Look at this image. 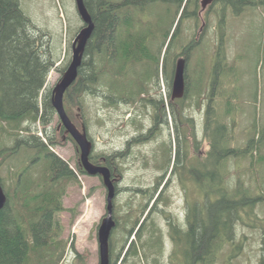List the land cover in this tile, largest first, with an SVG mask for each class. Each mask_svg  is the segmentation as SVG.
<instances>
[{"label": "trees", "instance_id": "trees-1", "mask_svg": "<svg viewBox=\"0 0 264 264\" xmlns=\"http://www.w3.org/2000/svg\"><path fill=\"white\" fill-rule=\"evenodd\" d=\"M152 1L85 0L95 22V29L88 41L78 78L65 93L64 106L72 120V107L81 109L86 95H101L106 106L113 107L133 103L146 89L144 80L152 72L150 66L152 57H155L151 43L157 37L156 30L149 27L144 17ZM178 1L181 2L180 11L184 4L181 17L186 13L190 19L194 17L186 11L191 1ZM221 1L224 6H230L235 14H240L247 4L253 2ZM178 30L179 23L172 40ZM169 35L170 31L167 30L164 37L168 39ZM51 41L50 33L25 13L21 0H0V134H8L17 139V146L10 149L9 155H17L22 148H26L35 151L34 160L41 158L45 164L44 172L38 178L28 169L21 170L23 174L15 180L14 192L6 190L8 201L0 209V264H60L68 246L60 237V223L54 216L63 209V191L75 178V173L68 162L50 147L64 143L66 138H73L66 132L61 121V132H57V140L56 129L55 133L50 129L56 110L53 106V91L47 88V80L60 60L53 56ZM169 48L166 51V68H171L167 65ZM155 62L159 66L160 58L155 57ZM61 64L59 70L63 76L69 64L63 61ZM143 66L145 70L141 71ZM222 66L223 63H215L213 74L216 82L218 76L221 78L219 74ZM206 76L199 73L195 83L202 99L209 95V84L202 90ZM220 95V89L217 95H211L213 101L208 104L206 116V134L210 138L211 147L205 157L204 175L199 183L204 193V202L199 206L196 197L188 215V226L183 228L181 224L173 225L171 230L172 239L176 243L172 256L179 253L183 264H216L225 244L233 243L237 226L251 224L249 220H254L255 207L264 203V187L260 184L254 188L252 181L246 184L239 176L230 189L226 167L229 157H253L256 147L261 146L257 144L264 140V125L258 129L262 134L261 139L258 140L254 132L244 147H229L227 144L232 130L222 117L231 115L233 107L228 105L222 114L218 103ZM230 99L227 100L228 104ZM39 125L45 135H38ZM82 127L87 129L86 123ZM253 129L257 130L256 124ZM2 152L0 150V155ZM105 156L109 158V167L115 174L113 161L118 157V152L92 155L91 160L105 165L102 160ZM257 161H264V156L261 155ZM14 168L10 167V171ZM79 170L86 172L83 167ZM191 172L197 180L198 171ZM0 179L5 188L1 176ZM199 187L196 183V194ZM146 207H131L123 217L126 234L138 238V241L133 239L129 243L125 256L139 257L142 247L147 260L152 256L154 263L161 264V258L157 257V252L162 255L165 247L161 227L151 223L152 217L147 219L150 220L149 224L146 222L142 226H139L140 217L133 218V214L138 211L143 214ZM115 219L119 225L117 215ZM252 226L264 229V221L261 225L254 222ZM125 256L121 264L127 262Z\"/></svg>", "mask_w": 264, "mask_h": 264}, {"label": "rangeland", "instance_id": "rangeland-1", "mask_svg": "<svg viewBox=\"0 0 264 264\" xmlns=\"http://www.w3.org/2000/svg\"><path fill=\"white\" fill-rule=\"evenodd\" d=\"M188 8L196 11L195 3H198L197 12L200 11L201 0H190ZM240 14H235L230 6L227 8L222 4L221 8L201 10L204 19H195L186 13L181 17L178 0H153L147 7L145 14L149 27L156 30V39L151 43L152 53L159 57L161 62L157 65L155 57H152L150 71L159 68V83L164 97L168 96L167 85L163 69L166 67L165 58L168 46L170 47L167 56L169 67L173 66L175 60L181 56V50L185 44L191 40L197 41V44L191 51V57L188 61V73L192 81L191 94H198L195 86L198 74H205L206 79L202 90L211 83L215 63L223 66L220 68V77L216 83L215 93L221 90L219 98V108L221 113L226 111L227 106H231L232 114L223 115L222 120L228 124L232 132L228 146L232 148L244 147L256 132V138L261 139V132L258 130L264 125V0H251ZM21 5L25 13L38 24L39 27L46 29L52 36L51 46L55 59L60 58L56 67L51 70L47 88L53 87L62 78V72L59 70L64 63L67 65L72 58V44L84 26L75 0H21ZM193 9V10H192ZM190 12L194 15V12ZM180 11V12H179ZM179 23V30L172 40V35ZM170 31L168 39L164 37L166 31ZM166 41V43H165ZM65 58V59H64ZM174 60V61H173ZM144 66L142 67L143 71ZM214 78V77H213ZM208 81V82H207ZM224 92V94H223ZM231 97L228 104V98ZM228 100V101H227ZM72 107V117L74 122L82 129V124L86 123L90 139L94 143L92 155H106L117 153L122 147L125 139V133H133L132 126L127 130L122 129L121 118L124 111L130 107L127 105L106 106L104 98L101 95H86L83 107ZM191 113L196 115L197 111L190 108ZM126 112V113H128ZM126 115V114H125ZM199 120L202 116L197 117ZM256 118V122L254 119ZM254 124L257 130H254ZM60 119L56 113L55 119L51 123V130L55 133L61 132ZM42 126H38V135H45ZM65 135H68L66 132ZM57 143V141H56ZM253 157L236 158L234 156L227 159V178L229 188L232 189L240 176L246 184L251 181L254 188L257 184L264 187V161L258 162V158L264 156V140ZM17 146V139L8 134H0V176L4 182L6 190L14 192V182L23 169H28L33 176L38 178L44 172V161L42 159H33L35 151L22 148L17 155H9L10 149ZM7 148V149H6ZM58 156L68 162L70 168L75 173V178L64 188L62 197L63 209L58 211L54 219L59 221L61 227L60 237L67 242V250L60 264H99V240L98 230L102 219L107 214V195L108 190L101 176L89 175L81 172V151L74 139H65L64 143L56 144L50 147ZM150 145L137 148L139 150H149ZM210 149V141H205V157ZM116 167L115 177L118 178V157L114 158ZM140 163L130 170H127L125 178L117 185L120 191L115 198L114 215L120 219L112 232L111 253L114 264L121 263L125 256L129 243L134 239V235H128L123 228V217L129 213L130 208L146 209L152 205L153 187L155 178L159 172L155 169H143ZM15 166L10 171V167ZM253 170L254 173L251 171ZM11 172V173H10ZM13 172V173H12ZM174 182V183H173ZM170 194L172 195V204L169 210L174 217L184 220L185 206L181 190L173 178ZM258 182V183H257ZM194 188V187H193ZM192 196L196 199V193L192 191ZM193 200V199H192ZM141 211H138V215ZM148 212V211H147ZM145 213V215L147 214ZM254 220H246L251 224H239L236 228L235 239L233 243H226L223 250L219 253L220 258L216 264H264V229L261 226L253 227L254 222L264 221V203L255 207ZM144 213V212H143ZM148 217H151L149 215ZM156 223L161 227L164 233L165 247L162 255L157 252V257L161 258V264H183L180 254L172 256L174 247L168 236L167 222L160 215H154ZM152 217L151 223H155ZM177 222V219H175ZM150 223L146 220L144 223ZM57 233V231H56ZM126 258V256H125ZM125 264H156L152 256L147 260L145 252L141 247L140 255L129 256ZM124 263V261H123Z\"/></svg>", "mask_w": 264, "mask_h": 264}, {"label": "flooded vegetation", "instance_id": "flooded-vegetation-1", "mask_svg": "<svg viewBox=\"0 0 264 264\" xmlns=\"http://www.w3.org/2000/svg\"><path fill=\"white\" fill-rule=\"evenodd\" d=\"M223 2L221 0H213L211 4L203 6L201 0V9L197 12L198 3H195L196 11H191L188 7L187 10L194 12V18L204 19L201 10L208 8L210 11L213 8H221ZM226 8L228 5L225 6ZM186 10V11H187ZM197 44L196 39L191 40L181 50V56L177 60H173L171 68L163 69L162 74L165 76L168 96L165 98L164 93L161 91L159 83V68H155L150 72V75L144 80L146 89L136 97V100L122 103L130 107L124 111L121 118L122 129L127 130L132 126L133 133L128 135L125 133L124 143L118 150V178L112 172V178L116 184L117 193L120 191L119 183L125 178V172L134 168L137 163H140L143 169L152 168L159 172L155 178V184L151 194L153 196L152 205L147 208L144 213L134 215L135 218L140 217L139 226L154 215H160L167 222L168 236L172 241L174 247L172 254L175 251L176 243L172 239V226L182 227L188 226V215L192 209V204L195 198L192 196V191L195 192V185L202 180L205 170V141L208 138L206 134V116L208 112V104L212 102L211 95L215 94L216 81L213 74L212 81L209 85V95L205 98L198 94H191L192 81L188 73V61L191 57V51ZM185 59V91L183 96H174V80L176 74V66L179 59ZM166 65V64H165ZM168 65V64H167ZM215 81V82H214ZM214 90V93L211 91ZM194 108L195 114L191 113ZM128 112V113H126ZM203 117L202 121L197 117ZM150 145L149 150H139L142 146ZM211 147V146H210ZM103 163L109 166V158L102 157ZM198 171L197 180L191 171ZM176 178L183 196L185 206L184 220L179 217L175 218L174 214L169 210L172 204V195L170 194V187L172 186L173 178ZM197 181V182H196ZM117 182V183H116ZM174 183V182H173ZM194 187V188H193ZM196 193V192H195ZM199 206L204 202V193L198 189L196 194ZM193 199V200H192ZM149 209V210H148ZM148 211V212H147ZM147 214L145 215V213ZM156 217H154L156 223ZM177 219V222L175 221ZM158 226V225H157ZM162 230V229H161Z\"/></svg>", "mask_w": 264, "mask_h": 264}, {"label": "water", "instance_id": "water-1", "mask_svg": "<svg viewBox=\"0 0 264 264\" xmlns=\"http://www.w3.org/2000/svg\"><path fill=\"white\" fill-rule=\"evenodd\" d=\"M213 0H202L203 6L211 3ZM78 12L83 19L84 26L75 37L72 44V58L65 70L62 78L53 87V106L65 127L66 132L72 136L81 151V164L89 175L101 176L108 190L107 195V214L102 219L99 230V264H111V236L117 225L114 211L115 198L117 188L112 178V171L108 165L96 164L91 160L94 149V143L90 139L88 131L85 127L80 129L68 115L64 106V97L67 90L75 83L79 75V68L82 65L84 54L89 39L95 29V22L86 5L85 0H75ZM185 59H179L176 66V74L174 80V96H183L185 91ZM8 201V195L5 192L0 179V209H2Z\"/></svg>", "mask_w": 264, "mask_h": 264}, {"label": "bare ground", "instance_id": "bare-ground-1", "mask_svg": "<svg viewBox=\"0 0 264 264\" xmlns=\"http://www.w3.org/2000/svg\"><path fill=\"white\" fill-rule=\"evenodd\" d=\"M186 1V0H185ZM212 3V2H211ZM211 3H209V4H211ZM184 5V4H183ZM183 5H182V7H181V10L183 9ZM208 5V4H207ZM206 5V6H207ZM117 226V225H116ZM122 259H123V257H122ZM121 262H122V260H121ZM111 264H112V261H111ZM119 264H121V263H119Z\"/></svg>", "mask_w": 264, "mask_h": 264}]
</instances>
